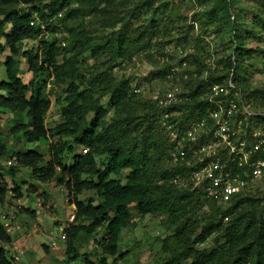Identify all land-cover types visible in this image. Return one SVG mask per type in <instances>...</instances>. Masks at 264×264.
<instances>
[{"label": "clouds", "instance_id": "1", "mask_svg": "<svg viewBox=\"0 0 264 264\" xmlns=\"http://www.w3.org/2000/svg\"><path fill=\"white\" fill-rule=\"evenodd\" d=\"M45 3H50V0H44ZM164 2V0H160ZM179 2V0H177ZM97 3L101 9L106 7V3H101L97 0ZM215 0L213 3H209L204 7L198 3V0H183L178 11L169 10V15L171 16L172 23L168 25L169 31L167 34L163 32L155 37L153 40V45L150 49V55L147 51L132 52L131 50H125L127 48V42L123 45H116L115 41L111 45H108L107 51H103L102 55H98L95 60L91 55H87L86 62L84 60L77 61L75 54L71 52L60 53L59 58L56 63L61 66V78L59 81L53 84H49V87L45 90V95L51 93L50 98L53 99L52 107H49L46 112H41L37 109L32 111L31 115L25 113L18 117L22 119L27 127L24 129L27 132V136L21 135L19 139L15 142L14 148H37L40 153L43 154L42 158L35 161L28 167L21 165V175L27 173L31 176L33 168H38L42 164H48L49 161H55L51 166L54 167L55 172L50 176V179L41 183V190L49 187L51 184L56 182L57 177L63 176L64 184L59 185L58 190L62 193V196L57 203L56 214L61 218H66L64 216L65 207L67 200L70 198L68 193L71 192L72 196L77 201H83L82 207H87L91 205L92 209H96V205H103L99 211L91 212V215H82L76 221L78 224L90 225L94 218H99L104 212H107V218L101 219L100 226L96 227L94 231H85L80 234V241L78 242V247L81 251H89L93 253L92 259L99 264L100 258L107 255V264H112L115 256L106 252L105 249L111 244V238L109 240H103L105 235H110L115 233L117 225L113 224L111 229H107V224L114 216L123 215L124 208L126 207L128 212L132 215H138L139 209L135 207L136 203L143 198V189L152 188L155 189L157 184H164L158 176V167L151 168L147 175L142 179H136L139 170L133 172L132 167H123L120 171L115 173H110V169L117 167L114 162L113 157L115 156V149L117 147H122L125 150L133 148L135 144V154L136 159L134 160V166L142 167L140 161L143 158L152 157L153 149L146 148L145 138H146V127L147 124L141 125V121H144L145 117L152 113L153 116H159V125L163 129L164 133L171 137L169 143L173 141L175 144V151L171 152L173 157H184V152L182 149L186 145L198 143L202 137L214 136L223 137V140L219 143L212 141L207 143V146H200L198 150L192 152L191 163L195 164L200 161H204L207 157H213V162L210 163L203 171L193 174L191 180L194 183L190 190H195L197 188H202L206 191L209 196H214V201L212 204H204L203 206H197L196 204L188 205V211L186 215L181 217L182 220H189L190 235L194 236L199 233L203 225L207 223L209 212L207 209L219 207L224 204V201L228 197L224 192L217 188V185L221 184L222 180H225L224 169L227 167V158L231 153L237 151L236 139H239V135L234 140H229V136L236 132L240 135L243 134L242 125H238L234 116L241 110L247 111V109H241L237 107V103L240 99L241 92H235L234 98L236 102H232V107L226 109L225 105L221 101H217L221 106L218 111H209L207 115L195 124L191 129L184 132L183 135L178 131V125L181 121L189 117V114L193 113L195 109L197 112L199 109L195 108V105L200 102L201 97L199 95L192 97L202 80L207 79V75L204 73V65H200L199 70L186 71V65L178 67L174 77H168L171 82L169 87L164 88L159 95H153L154 85H150L147 82L141 84V87H137L140 84V77L146 76L149 71H155L161 68L165 63L177 64L178 60L191 51V47L187 49L181 46V51L176 59L167 61L166 58H161L159 56L160 52H172L175 49V42L178 35H188L190 41H195L197 37H203L206 45L205 51H211L213 48L217 49H228V52L224 54L225 59L231 54L236 44L240 43L239 40L233 39V32L228 31L227 34L217 42L212 36L204 35L203 22L207 20V16L203 15L207 9L214 7ZM14 7H24L23 4L13 5ZM72 7H81L80 4L73 3ZM113 9L120 8L119 15L115 17L116 20L119 16L124 15L123 5L121 0H115L111 6ZM244 8L246 11L251 10L257 13L258 16L264 19V8L260 7L259 4H254L253 0H230L228 8L225 12L220 15H227L229 17V23L231 20L235 19L233 10ZM69 9H65L68 11ZM47 11V9H45ZM192 13H201L199 21L193 19ZM185 15L188 17L187 20L177 19L180 15ZM6 13H0V21L4 20ZM34 19L32 24L34 26L39 25L40 27H45L43 21L40 20L39 14L34 13ZM64 15V12L59 14L60 17ZM59 17H53L50 22H56ZM90 17H85L80 27H89ZM222 22V21H221ZM244 22V21H242ZM249 28L255 31L258 39L264 40V30L260 27L252 28L250 21ZM189 24H196V28L188 32L187 26ZM217 25L212 24L210 30L215 28ZM98 27V26H97ZM13 29V22L7 21L3 27L4 32H9ZM108 37L106 36V39ZM40 37L32 40H24L23 47L29 48L32 45L37 44ZM168 40L173 41L172 45L160 48L161 42H166ZM143 43V42H142ZM0 44H4L7 47L6 39L3 35H0ZM264 45L258 44L257 47H262ZM19 47V45H18ZM117 48H119L121 55H116ZM8 53L6 52L5 55ZM149 56L148 59H145ZM214 58L219 59V57L214 56ZM21 61L24 60L23 56L20 57ZM44 60L43 54L40 57L38 63H42ZM191 62V57L189 58ZM246 66V65H245ZM21 68H24V63L20 64ZM257 67L264 69V63L258 64ZM79 73H84L85 78L83 80L78 78ZM32 73L29 72L24 78V83H28L29 78L32 77ZM231 73L229 72V76ZM131 77V78H130ZM36 80L42 84L40 76H36ZM124 80H131L132 91H130L126 96H114L113 92L121 87V83ZM75 81V84L71 90L65 91L68 83ZM231 79L225 82V84H230ZM55 87V91H53ZM35 89H31L27 94V98H30L32 92ZM0 92H4L0 89ZM80 92L84 93L83 103H81ZM217 95L227 98L228 90L226 87H221L220 85H214L211 87L210 91L205 92L203 99L214 100ZM59 97L60 102L56 103L55 98ZM116 101L115 103L113 101ZM170 105L179 106V114L176 111H164ZM71 106V107H70ZM69 109V111H65ZM264 111V109H262ZM139 126L140 133H132L129 135V131L132 126ZM219 126V127H217ZM11 123H7L0 120V136L7 137V143H13L11 132ZM88 128L87 136L90 139L85 140L83 143L77 141V137H84V129ZM213 129L215 132L213 133ZM43 133L46 135V140H39L38 137ZM227 133V134H226ZM211 134V135H210ZM31 137V141H29ZM151 140H149V144ZM247 143V141H245ZM261 143H264L262 141ZM69 146H71L69 148ZM259 147V145H257ZM240 152H244L243 159L239 162L241 165L248 162V158L251 155L249 152H245L244 146L241 145L239 148ZM76 153H80L81 156L77 158ZM11 155V153H8ZM125 156H128V151L124 152ZM75 157V159H74ZM13 156V161H15ZM80 160L83 163V167H77L76 174L66 173L63 170L64 165L77 164ZM119 160V158H116ZM185 164L188 161H184ZM264 165V161L260 162ZM217 169L220 170V174H217ZM132 173V175H130ZM244 175H247L245 172ZM209 178H211L209 180ZM259 180L260 177L258 176ZM71 181V184H69ZM203 181H208L207 184H203ZM171 184V182H168ZM99 185L96 187L95 185ZM128 186V187H125ZM174 187H178L174 185ZM229 188L233 192L247 189L248 185L241 182L240 177L237 176L234 180L229 183ZM243 194H248L244 192ZM262 194H264V185H262ZM91 198V199H90ZM238 198V197H237ZM205 200L208 197H204ZM42 201H37L40 203ZM122 205L121 210L117 211V205ZM72 208H75V204H71ZM74 211V210H73ZM5 209L0 208V220H2L7 232L12 236V239L5 240L0 238V246H3L8 250L10 256H14L17 261L24 258V254L31 249L33 246L32 241L26 240L25 232L23 227L18 224L17 229L11 228L9 225H13L14 217H16V209L11 208L8 210V216L4 217L3 213ZM14 214V216L12 215ZM73 214V213H72ZM73 219V215H72ZM36 230L39 229L37 224H34ZM46 227L51 228V222L49 221ZM228 227L227 220L225 223V228ZM22 230L24 234L22 235L19 231ZM61 234H65V228L59 226ZM53 233L59 237V232L52 229ZM243 229H241V233ZM129 233H125V238ZM219 235L218 243H223L227 237L222 234ZM51 234L47 235L46 243L52 248ZM61 238V237H60ZM121 246H124L121 241ZM250 241L246 238H241L235 245L224 244L222 252H227V255L223 256L221 264H231V260L235 258V252L238 247H242L244 244ZM209 244L213 241L210 239ZM64 247L63 244L58 246ZM160 245L157 244L156 250L160 249ZM196 247L203 248L204 245L197 243ZM231 248V251L229 249ZM262 260H264V254H262ZM15 264V262H14ZM117 264H120L118 261Z\"/></svg>", "mask_w": 264, "mask_h": 264}, {"label": "rangeland", "instance_id": "2", "mask_svg": "<svg viewBox=\"0 0 264 264\" xmlns=\"http://www.w3.org/2000/svg\"><path fill=\"white\" fill-rule=\"evenodd\" d=\"M100 2L106 3V7L101 9L97 0H89L88 2L70 0L61 10V12H64V15L60 17V12L58 13L59 19L56 22H49V26L54 30H48L46 37L51 40L57 39L58 44L63 47L65 52L75 54L77 61L84 60L86 62L87 55H91L95 60L98 55L103 54V51L109 50L108 45H111L113 41H115L117 45V37L121 33H127L137 39L134 45L131 46L129 44L132 52L147 51L150 55V49L154 47L153 40L155 37L162 32L167 34L169 31L168 25L173 22L169 15V10L171 9L174 12L178 11L183 0H179V2H177V0H164V2H160V0H121L124 15L119 16L118 20H116L115 17L119 15L120 8L113 9L111 7L115 0H100ZM229 2L230 0H215L214 7L207 9V11L203 13V15L207 16V20L203 22L204 35L212 36L219 42L228 31H232L233 39L240 41V43L236 44L235 48L231 50V54L227 56V59H225L224 54L228 52V49L223 48L221 50L213 48L211 51H205L206 45L203 37H197L195 41H190L188 35H178L174 51L160 52L159 56L161 58H168V61H171L176 59L179 55V52L182 50V45L185 49L191 47V51L188 55L182 56L178 60V65H186V71L199 70L200 65H204L205 74L211 73L212 71H215L213 73L215 75H225L227 71L230 73L236 72V82L243 88L245 93L249 94L255 89L264 88V69L257 67L258 64L264 63V46L257 47L258 44L264 45V40L258 39L255 31L249 28L248 22L250 21L252 28L260 27L261 30H264V19L260 18L257 13L251 10L246 11L244 8H240L238 10H233L235 19L231 20V23H229V17L227 15H220L222 12L226 11L228 8L226 3L229 4ZM253 2L264 8V0H253ZM73 3L80 4L81 7H72ZM198 3L201 7H204L209 3H213V0H198ZM19 4L26 6V10L24 7H20L24 11L33 12L34 6L42 7L45 2L44 0H32V2H20ZM65 9H73L74 15L71 18H64L65 13H67ZM192 15L193 19L199 21L202 14L192 13ZM85 17L91 18L89 20V27H80ZM177 19L187 20L188 17L182 14L178 16ZM52 20L53 19L50 21ZM212 24H216L217 26L210 30ZM196 26V24H189L187 26L188 32L190 33L193 31ZM137 27L145 31L146 39H150L148 45L144 44V37L143 40L138 39V32L135 31ZM74 35L77 37V41L76 45L72 47L69 46L68 43L70 38H73ZM106 36L108 37L107 39ZM25 40L32 39L29 38ZM23 41L20 44L21 54L18 56V71L19 75L24 80L29 72L32 74L33 72L30 71L27 59L22 53L23 51L36 48L37 44L29 48H24ZM172 44L173 41L168 40L166 42H161L159 47L163 48ZM6 52L8 53L7 55H5ZM10 54L11 51L8 47L5 51L0 53V81L7 78L4 63L7 56ZM21 56L24 58L23 61L20 59ZM214 56L219 57V59L214 58ZM190 57L191 62H189ZM148 58L149 56L145 57V59ZM22 62L24 63V68L20 67ZM169 64L170 63H165L161 68L155 71H149L146 76L140 77L141 81L137 87H141V84L145 82L154 85L153 95H155L156 89L160 87H169L171 83L167 82V79L164 78L165 75L161 72V69H164V67ZM214 66L215 68H213ZM32 78L33 75L29 78L28 82L31 81ZM78 78L83 80L85 74L79 73ZM124 81L129 82L130 91H132L131 80ZM74 84L75 81L70 84L71 87H73ZM53 91H55V87H53ZM28 93L29 91L27 94ZM132 94L135 95V92L132 91ZM80 98L81 103H83V96H80ZM250 99H252L251 102H254H252V104L257 108L261 107V109H264V98L252 97ZM51 100L53 105V99L51 98ZM55 100L56 103L60 102L59 97H56ZM24 113L25 112L10 111L7 108H0V120L11 123V132L13 133V143L11 144L6 142L8 139L7 137L0 136L5 145V153L0 156V182L6 184L7 190L2 198L3 201L0 203V208L5 209L3 219L8 216V210L11 208L16 209V217H14L13 222L15 226L13 229H17L19 224L21 228L23 227L24 229L26 240L32 241L33 244L31 249L24 254V258L18 262L22 264H81L82 261L78 263L66 262L65 249L67 237L65 240L60 238L61 231L59 230V226L65 228L67 234L68 228L72 223L74 208L71 207L69 200H67V204L64 205V216L66 218H61L56 214L57 203L62 196V193L58 190L59 184L55 182L49 187L41 190V183L45 181L37 179L32 172L31 176L27 173L21 175L22 164H20L17 159L13 161L15 153L37 149L34 147H28L26 149L14 148L15 142L22 135V132L17 131V126L22 122L18 117H21ZM153 115L154 114L149 113L144 121H141V125L145 123L148 125V123L155 121V116ZM141 125L132 126L128 134L140 133L139 126ZM159 134L160 136L164 135H162L160 131ZM8 153H11V155H8ZM14 157L16 158V156ZM152 161L155 166V160L152 159ZM23 166L28 167L25 165ZM160 166L162 168L168 167L166 157L162 159ZM12 170H14L15 175H12ZM16 184L21 185V195L13 190ZM262 185H264V180H258L252 183L249 189H252L251 194L253 197H249L247 201H244V203L233 212L232 218L242 212L250 211L253 208L250 203H255L254 199L259 200V206L264 205ZM37 201L42 202L37 203ZM204 204L212 203L209 200L203 199L201 206ZM214 209L215 207L207 209L209 212L208 218L220 216L214 212ZM260 210H263V208L261 207ZM167 219L168 215L159 214L155 211L146 214L139 212L138 215L133 216L129 227L124 229L121 233V242L124 246H121L120 243V247L129 252L124 259L118 261L122 264H164L169 254V252L164 250L165 242L173 233V228L168 225ZM49 221L51 222V228L46 227ZM34 224H37L39 227L38 230L35 229ZM52 229L59 232V237L53 233ZM24 232L22 230L19 231L22 235ZM126 232L129 234L125 238ZM49 234L59 242V246L63 244L64 247L52 249L46 243L47 235ZM217 238H219V235L213 234L205 242L199 243L204 245L203 248L196 247L197 243L194 247L198 250L210 249L213 245L217 244ZM210 239L213 241L212 244L208 243ZM224 241L221 244H224ZM157 244L161 246L159 250H156ZM80 252L82 253V258L85 254L93 255L92 252L87 250H80ZM191 261L192 257L186 256L178 264H191ZM249 264L253 263L250 262Z\"/></svg>", "mask_w": 264, "mask_h": 264}, {"label": "trees", "instance_id": "3", "mask_svg": "<svg viewBox=\"0 0 264 264\" xmlns=\"http://www.w3.org/2000/svg\"><path fill=\"white\" fill-rule=\"evenodd\" d=\"M69 1L70 0H50V3H45L42 7L34 6L33 12H27L20 7H14L13 5H18L20 2H32V0H0V13H6L4 20L0 21V35L5 37L7 47L11 51V54L7 56L4 63L7 78L0 81V89H3L7 93L4 94V92H0V108H7L10 111L21 113L27 110V114L31 115L34 109H37L41 112H46L47 109L52 106V100L50 98L51 93H49V95H45V90L49 87L50 83L55 85V83L60 80L61 66L57 64L56 61L59 58L60 53L65 52V50L58 44L57 39H48L46 34L48 30L53 29L49 26L50 20L53 19V17H59L58 13L61 12V10L69 3ZM77 1L88 2L89 0ZM226 5L228 4L226 3ZM45 9H47V11H45ZM34 13L39 14L40 20L44 22L45 27H40L39 25L34 26L30 23L31 20L34 19ZM73 15L74 11L71 9L65 13L64 18H71ZM7 21L13 22V29L9 32H4L3 27ZM135 31L138 32L137 36L139 40H143V37L145 38L144 30L142 31L139 29V27H137ZM37 37H40V39L37 42L36 48L23 51L22 53L27 59L30 71L33 72L32 80L26 84L19 75L18 71V56L21 54L20 44L25 39H36ZM145 39L144 44L148 45L150 39ZM76 41L77 37L74 35L73 38H70L68 45L74 47L76 45ZM117 41L118 46L127 42V48L125 50H130V45H134L137 39L132 35H128L127 33H121L118 35ZM7 47H5L4 44H0V53L5 51ZM42 54L44 56V60L42 63H38ZM116 54H122L119 48H117ZM169 67L170 64L166 65L164 69H161V72L165 75ZM214 72L215 71L209 73V79L215 82H221L222 79L229 75V71H227L225 75H215L213 74ZM235 73L236 72H234V78L236 79L237 76ZM37 75L40 76L42 84L36 80ZM71 83L67 84L66 88L64 89L65 91L71 90L73 88L70 85ZM207 85L208 82L206 83L204 80H202L196 91L191 95L194 97L197 95L201 96L206 92ZM31 89H35V91L32 92L30 98H27V92ZM129 91V82L122 81L121 87L117 88L113 92V95L117 97L126 96ZM242 91L246 96V100L249 102H251L252 99L250 98L252 97L264 98V88L255 89L249 94L245 93L243 88ZM79 95L84 96V93L80 92ZM113 102L115 103L116 101L114 100ZM207 105L208 100H200V102L195 105V108L199 109V111L197 112L194 109L193 113H190L189 117L184 119L188 120L190 118L203 117L205 115V108ZM253 106L257 108L255 105ZM257 109H261V107ZM65 111L67 112L69 109H66ZM260 118L261 119L258 121V123L264 129V116H260ZM158 119L159 116H155V121L148 123L146 127L147 135L145 138V144L146 148H154L152 157L143 158V160L140 161L142 167H133L135 163L134 160L137 158L136 155H134L135 144L133 145V148L129 150H125L122 147H117L115 149V156L113 157L117 167L110 169V173L118 172L123 167H132L133 172L139 170L140 173L135 178L142 179L147 175L151 168H159V179L165 183L157 184L155 189H143V198L139 201V203L135 204V207L139 209L140 213L143 214L155 211L159 214L168 215L167 222L168 225L173 228V233L165 242L164 250L169 252V254L166 257L164 264H178L186 256L192 257L191 264H221L223 256L227 255V252L221 251L224 244L235 245L241 238H246L250 242L236 249L235 258L231 260V264H249L250 262L253 264H264V260L261 258L262 254H264V205L259 206V200L254 199L255 203L252 201V204L250 203V205L253 207L250 211L242 212L232 218L233 212L239 206H241L244 201H247L249 197H253L251 194L252 189L246 191L248 194H241L237 196L238 198L236 197L233 199L226 207L222 205L215 207L214 212L220 216L208 218L207 223L203 225V228L199 233L195 234L194 236L190 235L191 230L189 229V220H182L181 217L186 215V212L189 210L187 207L188 205L194 203L197 206H201L204 195L200 189H184L181 187H174L173 183H168L170 182L171 175L175 173L177 169L176 167H171L169 164L166 168H162L160 166V163L164 157H166V160H168L171 144L169 143L166 134L163 133L164 131L160 127ZM26 127L27 125L24 124L22 120V122L17 126V131L22 132V135L27 136V132L24 131ZM88 131V128H85V136L82 138L77 137V141L79 143H83L85 140L90 139V137L87 136ZM159 131L162 133V135H164L160 136ZM38 139L46 140L47 137L41 133ZM149 140H151L150 144ZM29 141L32 142L31 137H29ZM70 147L71 146H69V148ZM125 151H128V156L124 155ZM4 153L5 145L0 138V156ZM14 156H16V159L20 164L30 166L35 161L40 160L43 154L40 153L38 149H30L27 152H17ZM76 156L79 158L81 154L76 153ZM116 158H119V160H116ZM152 159L155 160V166ZM54 162L55 161H49L48 164H42L38 168H33L32 174L41 181L49 180L52 173L54 174L55 172L54 167L51 166ZM83 163L84 162L78 160L77 164H73L71 166L64 165L63 170L66 173L75 175L78 165L79 167H83ZM11 173L12 175H15L14 170H12ZM130 175H132V173H130ZM56 183L59 185L64 184L63 176L57 177ZM69 184H71V181H69ZM95 186L99 187L98 184ZM13 190L21 195V185L16 184ZM6 191V184L0 182V203L3 201L2 198L6 194ZM68 196L70 197L68 199L69 203L72 205L75 204V208L72 214V223L69 226L66 235V262L78 263L82 261L81 264H96V261L92 259V254H85L83 258L81 257L82 253L78 247V242L80 241V234L82 232L89 230L94 231L96 227L100 226V220L107 218L108 213L104 212L101 217L94 218L90 225L78 224L76 221L80 218V216L91 215L90 211H99L103 205H96V209H92L91 205L82 207L83 201H77L72 196L71 192L68 193ZM209 201L213 203L212 200ZM121 207L124 206L119 204L117 205L118 212L121 210ZM261 207L263 210H260ZM132 217L133 216L125 207L122 216H114L107 224V229H111L113 224H116L118 229L115 233L105 235L103 237V240L106 241L111 238V244L105 249V251L110 252V254L115 256L112 264H117L118 260L124 259L129 252L128 250L121 249L120 243L117 241H121V233L124 229L129 227ZM225 217H228L227 228H225ZM241 229H243L242 233ZM213 234H222L223 236L227 237V239H225L224 244H221L218 243L219 238H217V244L213 245L210 249L198 250L194 247L196 243L205 242ZM0 238L9 241L12 239V236L7 232L2 221H0ZM229 251H231V248ZM107 260V255L102 256L100 258L99 264H107ZM14 262L15 264H22L18 262L14 256H10L7 249H5L3 246H0V264H14ZM120 264L122 263L120 262Z\"/></svg>", "mask_w": 264, "mask_h": 264}, {"label": "built area", "instance_id": "4", "mask_svg": "<svg viewBox=\"0 0 264 264\" xmlns=\"http://www.w3.org/2000/svg\"><path fill=\"white\" fill-rule=\"evenodd\" d=\"M166 60L168 61V58H166ZM181 66L183 65H170L164 77L167 79V82H170L168 80V77H174L177 68ZM213 68H215V66ZM206 75L207 79L204 80L206 83L208 82L206 92L210 91L211 87H213L214 85H220L221 87H226V89L228 90V97L225 98L220 95H217L214 100H208V105L205 108V115L203 117L190 118L188 120L183 119L178 125V131L181 135H183L186 130L191 129L195 124L202 120L207 115L208 110L213 112L218 111L221 104L217 103V101H221L225 105L226 109H230L232 107V103H230L229 100H231L232 102H236L233 94L237 91L241 92L240 99L238 102H236L237 107L241 109H247V111H239L235 114L234 118L237 121L238 125H242L243 134L240 135L239 133L234 132L232 133V135L229 136V140H234L239 135V139H236L237 151L231 153V155L227 158V167L224 169V174L226 178L225 180L221 181L220 185L216 186L217 188H220L228 197V199L224 201V204L228 205L237 196L243 194L246 191L251 190L249 188L254 181H258V176L260 177L259 180H264V165L260 163L261 161H264V143H261L262 141H264V129L258 123V121L261 119L260 116H264V111H262V109L255 108L251 102L246 100L242 88L238 85L234 78V72H231V75H228L227 77L222 79L221 82H215L213 80L211 81L209 79V73H206ZM229 79H231V83L226 85L225 82ZM163 89V87L156 89L155 95H159ZM203 96L204 94L200 96V100L203 99ZM169 110L176 111L177 114H179V106L177 105H170L168 108L164 109V111ZM214 132L215 129H213V133ZM167 137L170 141L171 137L169 135H167ZM214 140L215 142L219 143L223 140V137H202L198 143L186 145L185 148L182 149L185 154L184 157H173L171 155V152L175 151L176 142L173 141L171 143V148L167 161L171 167H176L177 171L171 175L170 182L174 185L178 184V187L184 189H191V186L194 183V181L191 180L193 174L203 171L210 163L213 162L214 159L213 157H207L204 161H200L198 163L193 164L190 162L192 158V152L198 150L201 145L207 146V143L212 142ZM245 141H247V143H245ZM241 145L244 146L245 152L251 153L248 158V162L243 165L239 163L244 157V152L239 151ZM257 145H259V147H257ZM185 160L188 161L187 164L184 163ZM245 172L247 173V175H244ZM217 174H220L219 169H217ZM237 176L240 177L241 182L246 183L248 185V188L233 192L232 189L229 188V183L231 182V180H234ZM210 179L211 178H209V180ZM202 183L207 184L208 181H203ZM197 189H200L203 192L204 197H208L209 200L214 201V196H209V194L202 188ZM12 215L14 216V214ZM227 219L228 217H225V220ZM9 227L13 228V225H9ZM49 238L51 240L52 248H56L58 246V241L55 240L52 236H50ZM64 238L65 234L62 233L61 239Z\"/></svg>", "mask_w": 264, "mask_h": 264}]
</instances>
